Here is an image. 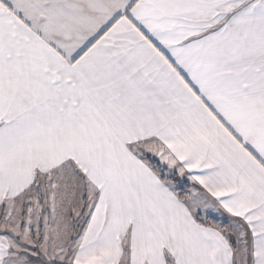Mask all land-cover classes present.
I'll use <instances>...</instances> for the list:
<instances>
[{
  "label": "snow or ice",
  "instance_id": "snow-or-ice-1",
  "mask_svg": "<svg viewBox=\"0 0 264 264\" xmlns=\"http://www.w3.org/2000/svg\"><path fill=\"white\" fill-rule=\"evenodd\" d=\"M0 264H264V0H0Z\"/></svg>",
  "mask_w": 264,
  "mask_h": 264
}]
</instances>
